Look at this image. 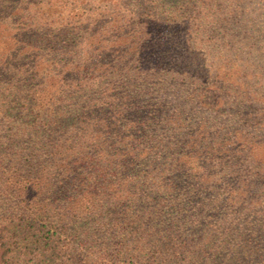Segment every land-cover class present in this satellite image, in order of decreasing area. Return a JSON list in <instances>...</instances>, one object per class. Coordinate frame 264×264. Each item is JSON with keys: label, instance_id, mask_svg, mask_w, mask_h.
<instances>
[{"label": "trees", "instance_id": "obj_1", "mask_svg": "<svg viewBox=\"0 0 264 264\" xmlns=\"http://www.w3.org/2000/svg\"><path fill=\"white\" fill-rule=\"evenodd\" d=\"M87 1L0 0V264H264V0Z\"/></svg>", "mask_w": 264, "mask_h": 264}, {"label": "rangeland", "instance_id": "obj_2", "mask_svg": "<svg viewBox=\"0 0 264 264\" xmlns=\"http://www.w3.org/2000/svg\"><path fill=\"white\" fill-rule=\"evenodd\" d=\"M172 1H179V0H168L167 2H165L166 4H171ZM86 5L90 6V5H94L93 3V0L90 1L88 0ZM77 39V36H73V35H69V36H63L62 38L58 39L59 40V44H60V49H59V52L58 54L59 55H62V54H65L66 52L69 51V49L71 48V45H72V41ZM12 107H15V106H12ZM24 235V231H21L20 232V236H23ZM22 238V237H20ZM30 241H32V237H29ZM27 241L26 240H23V243H22V246H26L27 249H32L33 247L37 246V244H27L26 243ZM21 246V247H22Z\"/></svg>", "mask_w": 264, "mask_h": 264}]
</instances>
